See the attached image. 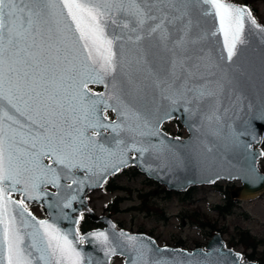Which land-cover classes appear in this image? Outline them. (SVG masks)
Segmentation results:
<instances>
[{
  "label": "snow or ice",
  "instance_id": "1",
  "mask_svg": "<svg viewBox=\"0 0 264 264\" xmlns=\"http://www.w3.org/2000/svg\"><path fill=\"white\" fill-rule=\"evenodd\" d=\"M253 35L264 45V24L229 0H0V264H109L117 252L127 264H248L226 246L168 257L110 221L78 225L85 190L122 169L185 166L162 127L178 111L225 147L252 148L241 138L264 119V48L259 93L248 91ZM240 178L264 182L254 164ZM89 238L103 257L79 246Z\"/></svg>",
  "mask_w": 264,
  "mask_h": 264
},
{
  "label": "rangeland",
  "instance_id": "2",
  "mask_svg": "<svg viewBox=\"0 0 264 264\" xmlns=\"http://www.w3.org/2000/svg\"><path fill=\"white\" fill-rule=\"evenodd\" d=\"M244 1L250 3L255 16L264 23V0ZM164 128L174 135H185V130L175 121L167 122ZM113 184L121 188L109 190L102 187L90 192V206L97 213L109 215L119 227L149 233L159 244L188 249L203 244L209 227L197 228L194 225L196 220L222 228L226 237L233 234L237 247L240 239L242 243L247 241L249 244L264 240V196L233 208L230 214L223 216L213 208L223 200L224 195L219 188L194 186L183 194L166 193L160 184L134 168L116 174L110 180V185ZM220 186L228 189L230 184L221 182ZM115 197H119L116 203ZM32 211L37 216L41 215L38 207L34 206ZM113 262L120 263L121 258L116 257Z\"/></svg>",
  "mask_w": 264,
  "mask_h": 264
},
{
  "label": "water",
  "instance_id": "3",
  "mask_svg": "<svg viewBox=\"0 0 264 264\" xmlns=\"http://www.w3.org/2000/svg\"><path fill=\"white\" fill-rule=\"evenodd\" d=\"M252 40L253 47L247 51L246 55L253 62L255 68L257 69L253 73L252 79L249 81L248 84L249 93L255 95L258 94L260 90L258 68L260 57L262 54V48H264V45L261 44L259 36L253 35ZM173 117H177L179 119L180 123L187 129L189 135L185 138H180L172 137L166 134L165 132L164 133L167 135V138L175 144L177 150L186 158L185 166L174 170H169L165 168L163 171L149 173L145 169L140 167L139 164H134L140 171L144 172L148 177H152L158 180L160 183L164 184L165 187L168 189L184 190L190 185L200 183H212L219 178H239L242 181V184L235 187L234 190L231 191L232 196L236 195L242 199H251L261 194V192L264 190V182H260L258 179L252 180L251 182H245L242 178H240V173L251 164H254L258 173L264 175V173L259 172L256 166L257 158L260 156L258 155V153L261 150L258 145L260 144L264 133V119L256 118L251 120V125L248 129L249 134L241 138L243 140H247L249 143L252 144V148L249 149L248 152H245L242 148L233 149L230 147H225V140L223 137H215L210 133L201 134L199 132L194 131L193 129H190L188 124L185 122V118L182 115L181 111L176 112ZM253 136H255V140H253ZM197 137H199V140L197 139ZM201 141H203V143H201ZM209 142H211V145H213L211 152L204 150L205 146ZM253 145H255V147H253ZM197 149H199V151ZM251 152H256L257 155L253 157L249 154ZM229 174H231L233 178H229ZM217 175L219 176V178H217ZM87 190L90 189H86L82 195H85ZM84 204L85 209H87V212L90 217L97 220H103L107 224L106 227H104L103 229L96 230H108L109 221L112 224L113 222L105 216H96L91 210L89 211V209L86 208V200ZM75 205L76 202H74V206ZM44 206L47 209V206ZM59 224L60 227L64 229H68L69 227H75V225H69L67 221H60ZM119 230L120 229H115V231ZM124 231L128 232L126 230ZM131 234L140 235L143 233ZM143 235L145 237H150L146 234ZM91 239L92 238H89V241H86L84 244H81L79 246L82 247L85 252L90 253L94 258L103 257V252L100 251L98 245H93L90 242ZM151 240L154 242L155 247L165 249L164 255L168 257L175 255L176 251H181V255L193 253V255L195 256L196 253H200V256L202 258L205 253H210L213 249L224 246L223 240L217 233H214L212 238L209 239V241L205 245V248H207L208 251H205L202 248H195L189 252L178 247L158 246L153 238H151ZM225 250L232 251L231 249L227 248H225ZM115 254L121 253L117 252ZM123 256L125 257L123 264H127V258L125 255ZM248 264L251 263L248 262Z\"/></svg>",
  "mask_w": 264,
  "mask_h": 264
},
{
  "label": "flooded vegetation",
  "instance_id": "4",
  "mask_svg": "<svg viewBox=\"0 0 264 264\" xmlns=\"http://www.w3.org/2000/svg\"><path fill=\"white\" fill-rule=\"evenodd\" d=\"M230 203H232L233 206H242V204L245 201L242 200H230ZM227 244L229 246H231V240L227 241ZM261 247H256V248H252L250 247V249L248 248H243L242 254L243 257L255 262L256 264H261L264 263V240H261Z\"/></svg>",
  "mask_w": 264,
  "mask_h": 264
},
{
  "label": "bare ground",
  "instance_id": "5",
  "mask_svg": "<svg viewBox=\"0 0 264 264\" xmlns=\"http://www.w3.org/2000/svg\"><path fill=\"white\" fill-rule=\"evenodd\" d=\"M259 161H257V164H258ZM257 166V165H256ZM258 168V167H257Z\"/></svg>",
  "mask_w": 264,
  "mask_h": 264
}]
</instances>
